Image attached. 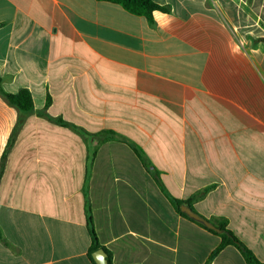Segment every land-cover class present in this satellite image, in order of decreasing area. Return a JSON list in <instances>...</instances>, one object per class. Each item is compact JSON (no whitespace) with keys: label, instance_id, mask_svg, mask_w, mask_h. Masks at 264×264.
Listing matches in <instances>:
<instances>
[{"label":"crops","instance_id":"0c3cea01","mask_svg":"<svg viewBox=\"0 0 264 264\" xmlns=\"http://www.w3.org/2000/svg\"><path fill=\"white\" fill-rule=\"evenodd\" d=\"M155 2L0 0L1 87L33 101L0 95V264H93L83 187L111 264H204L219 238L167 198L203 190L264 263V0Z\"/></svg>","mask_w":264,"mask_h":264},{"label":"trees","instance_id":"16d2710c","mask_svg":"<svg viewBox=\"0 0 264 264\" xmlns=\"http://www.w3.org/2000/svg\"><path fill=\"white\" fill-rule=\"evenodd\" d=\"M107 3H112V4H117L127 10L128 12L135 14V15H140L145 17L147 20L151 21L152 20V12L153 11H160L163 13L169 12V8L166 6H161L158 5L155 0H101ZM0 95L7 101V103L14 108H16L20 114L18 122L20 123L21 121V116L26 114L27 112L31 111L33 109V101L31 98V95L29 91L26 89H21L15 93H9L5 92L2 87H1V78H0ZM48 104V102H47ZM59 123L64 124L67 126L63 121L59 120ZM74 130L75 129L74 127ZM101 136H106L102 137L99 139L98 143H103L105 141L114 139V133L110 131H103L99 133ZM12 137L10 138L6 150H8L12 144ZM6 153V152H5ZM135 153L138 155V152L135 150ZM144 164V163H143ZM153 178L155 182L158 184V186L163 190L162 186L160 185L158 175L154 172H152ZM164 191V190H163ZM206 190L198 192L196 195L192 196L191 198L187 200H179L175 199L172 197L167 196L169 199L171 205L175 209V211L180 214L183 218L195 223L202 229L206 230L207 232L217 236L219 238V244L218 246L210 253V255L207 257L206 261L204 264H211L213 259L217 256V254L226 246H233L236 248L241 256L243 257L245 264H264L260 262L254 254L228 229L227 227V220L224 218H209L207 219L216 229H209L204 227L203 225L191 220L188 218L182 211L181 207L182 206H187L192 208V202L196 199H200L204 196ZM83 195L85 197V218H86V226L87 230L89 232L90 236V247L88 250V256L91 259L93 264H96L93 260V253L101 250L106 256V260L108 264H111V255L106 250L104 247H102L98 241L97 237L94 232L93 228V223H92V218H91V212L90 208L88 206V202L86 200V192L85 188L83 187ZM194 211V210H193ZM195 212V211H194ZM198 214V213H197ZM0 239H1V232H0Z\"/></svg>","mask_w":264,"mask_h":264},{"label":"water","instance_id":"95a60500","mask_svg":"<svg viewBox=\"0 0 264 264\" xmlns=\"http://www.w3.org/2000/svg\"><path fill=\"white\" fill-rule=\"evenodd\" d=\"M181 211L191 220L203 225L206 228L217 231V229L206 218L200 216L199 214L191 210V208L187 206H182ZM93 260L96 264H108L106 260V256L101 250H98L93 253Z\"/></svg>","mask_w":264,"mask_h":264}]
</instances>
